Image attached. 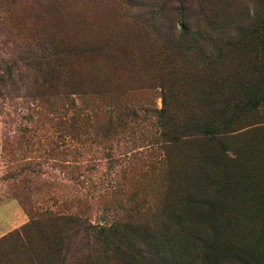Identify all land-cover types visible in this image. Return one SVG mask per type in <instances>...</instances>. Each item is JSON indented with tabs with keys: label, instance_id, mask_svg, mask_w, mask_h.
<instances>
[{
	"label": "rangeland",
	"instance_id": "1",
	"mask_svg": "<svg viewBox=\"0 0 264 264\" xmlns=\"http://www.w3.org/2000/svg\"><path fill=\"white\" fill-rule=\"evenodd\" d=\"M238 251L264 264V0H0V264Z\"/></svg>",
	"mask_w": 264,
	"mask_h": 264
},
{
	"label": "trees",
	"instance_id": "2",
	"mask_svg": "<svg viewBox=\"0 0 264 264\" xmlns=\"http://www.w3.org/2000/svg\"><path fill=\"white\" fill-rule=\"evenodd\" d=\"M86 25L85 26H88V27H92V29L94 30V33L96 34H103L101 37H104V38H107V39H110V41H113L117 38H124L123 37V34H120V33H115V32H112L114 29L112 28V25L109 21H107V19H104L103 17H97L95 16L94 18L93 17H87V21L85 23ZM112 32V33H110ZM93 46V50L96 49V45H92ZM97 50L98 52H103L105 50H100L98 47H97ZM23 55H25V58L27 59V62L28 60H30L33 57H35V61H39L41 62L40 60L43 59L41 58V55H39L37 52H35L33 49H32V46L30 45V43L27 42V46H26V52H21ZM26 62V63H27ZM126 68L127 67H118V68H114L115 72L118 71L119 73H123L126 71ZM247 87H241V88H238V87H234L232 88V92H226L227 94V99L224 101L223 103V107L224 106H227L226 107V110H230L234 107L231 108V103L236 100V99H239L237 98V92H239L241 89H246ZM229 99V100H228ZM237 106V105H236ZM235 106V107H236ZM224 120V123L227 125L228 124V121L226 120V118L224 117L223 118ZM206 128H209V127H206ZM205 128V129H206ZM223 183V182H221ZM228 185H232L234 186V181L230 182ZM228 191V194L230 193L232 196H237L238 195V192L236 189L230 191V190H227ZM244 192L241 191L240 192V196L241 194H243ZM228 196V195H227ZM231 204H228V203H225L224 202V207H229V209L231 208L230 206ZM219 207H222V206H219ZM218 210H220V208H218ZM225 219H229V218H225ZM232 221V222H231ZM228 222L230 224H233V220H228L227 221V224ZM229 227V226H228ZM263 240V239H262ZM218 252V251H217ZM213 250V253H217ZM219 253V252H218ZM237 257V259L239 258L243 264H253V262H250V263H247L249 261L250 258H246V253L244 251L240 252L238 251L237 254L235 255Z\"/></svg>",
	"mask_w": 264,
	"mask_h": 264
}]
</instances>
